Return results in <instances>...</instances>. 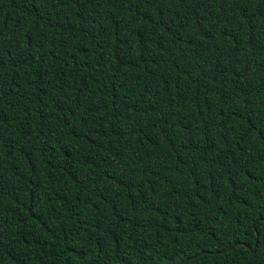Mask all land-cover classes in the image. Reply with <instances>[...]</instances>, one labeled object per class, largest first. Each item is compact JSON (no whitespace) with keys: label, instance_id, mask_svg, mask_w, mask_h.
<instances>
[{"label":"trees","instance_id":"16d2710c","mask_svg":"<svg viewBox=\"0 0 264 264\" xmlns=\"http://www.w3.org/2000/svg\"><path fill=\"white\" fill-rule=\"evenodd\" d=\"M186 260L264 264V0H0V264Z\"/></svg>","mask_w":264,"mask_h":264},{"label":"water","instance_id":"95a60500","mask_svg":"<svg viewBox=\"0 0 264 264\" xmlns=\"http://www.w3.org/2000/svg\"><path fill=\"white\" fill-rule=\"evenodd\" d=\"M255 244H256V239L254 240V243H253V246H255ZM247 248H249V245H245ZM227 249H229V248H227ZM187 263V260L185 261V264Z\"/></svg>","mask_w":264,"mask_h":264}]
</instances>
